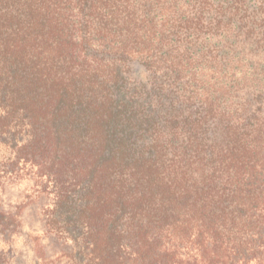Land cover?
I'll return each instance as SVG.
<instances>
[{
    "label": "trees",
    "instance_id": "1",
    "mask_svg": "<svg viewBox=\"0 0 264 264\" xmlns=\"http://www.w3.org/2000/svg\"><path fill=\"white\" fill-rule=\"evenodd\" d=\"M26 165L66 264H264V0H0V187Z\"/></svg>",
    "mask_w": 264,
    "mask_h": 264
},
{
    "label": "rangeland",
    "instance_id": "2",
    "mask_svg": "<svg viewBox=\"0 0 264 264\" xmlns=\"http://www.w3.org/2000/svg\"><path fill=\"white\" fill-rule=\"evenodd\" d=\"M22 167L24 169L17 174L20 178L7 180L0 187V209L15 211L17 207L22 208L23 222V234L17 238L14 237L15 241L13 237L9 241L0 239V264H36L38 259L37 264H66L61 257L64 251L62 243L55 238L50 239L43 233L46 217L44 212L50 202L46 193L38 192L42 186H45L44 179L40 180L37 177L38 168L28 165ZM21 184H24L23 188H19ZM14 188L17 190L13 191ZM45 240L47 243L43 242Z\"/></svg>",
    "mask_w": 264,
    "mask_h": 264
},
{
    "label": "clouds",
    "instance_id": "3",
    "mask_svg": "<svg viewBox=\"0 0 264 264\" xmlns=\"http://www.w3.org/2000/svg\"><path fill=\"white\" fill-rule=\"evenodd\" d=\"M24 187V184H21V185H19V188H23ZM17 189H13V191H16ZM13 202H15V201H13ZM48 207L49 208H51L52 207V205H48ZM25 230L27 231V228H25ZM41 235H42V233H40ZM44 243H47V241L45 240V241H43ZM69 243H71V241H69ZM19 246V245H18ZM31 255V254H30Z\"/></svg>",
    "mask_w": 264,
    "mask_h": 264
}]
</instances>
